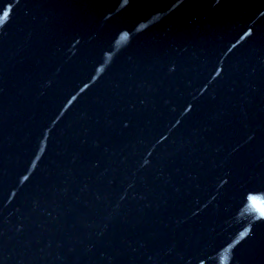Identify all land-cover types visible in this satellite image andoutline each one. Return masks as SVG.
Instances as JSON below:
<instances>
[{
  "label": "water",
  "instance_id": "water-1",
  "mask_svg": "<svg viewBox=\"0 0 264 264\" xmlns=\"http://www.w3.org/2000/svg\"><path fill=\"white\" fill-rule=\"evenodd\" d=\"M0 264H264V0H0Z\"/></svg>",
  "mask_w": 264,
  "mask_h": 264
}]
</instances>
